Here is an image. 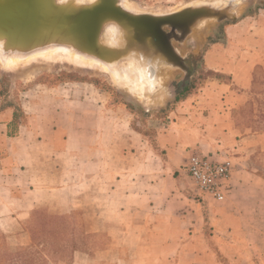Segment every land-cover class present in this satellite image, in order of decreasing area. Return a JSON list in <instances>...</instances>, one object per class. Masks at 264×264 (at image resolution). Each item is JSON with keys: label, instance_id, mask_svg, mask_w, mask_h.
<instances>
[{"label": "crops", "instance_id": "0c3cea01", "mask_svg": "<svg viewBox=\"0 0 264 264\" xmlns=\"http://www.w3.org/2000/svg\"><path fill=\"white\" fill-rule=\"evenodd\" d=\"M155 1L176 5L181 0ZM223 33L222 42L199 56L202 70L212 77L186 96L157 138L168 160L163 172L169 184L175 181V161L184 163L193 149L216 160L230 157L223 200L197 194L186 175L197 198L173 194L177 211L159 210L146 187L131 194L136 183L126 162L131 141L138 144L134 156L140 162L146 151L131 131H110V210L105 215L110 222L87 231L110 235L106 250L74 252L66 263L49 258L44 263L39 254L19 261V251L33 247L24 226L36 210L50 208L56 216L80 210L91 216L87 212L94 210L98 181L92 172L108 168L100 161L106 137L83 126L84 119L100 120L82 113L84 87L27 89L28 101L17 103L20 117L12 104L0 106V234L9 235L11 264H264V177L244 158L264 152V131L247 126L251 113L245 107L256 71L264 72V10L225 25ZM198 73L195 67L193 77ZM87 170L91 183L84 180Z\"/></svg>", "mask_w": 264, "mask_h": 264}, {"label": "rangeland", "instance_id": "374dc122", "mask_svg": "<svg viewBox=\"0 0 264 264\" xmlns=\"http://www.w3.org/2000/svg\"><path fill=\"white\" fill-rule=\"evenodd\" d=\"M132 1L146 11L161 12L176 10L194 0H181L176 5L155 0ZM161 6L171 8L164 10ZM259 10H264V0H243L240 4L238 19L254 16ZM231 23L232 21L209 24L205 29L193 32L182 45H176L179 53L189 60L193 73L185 76L180 70L169 72L165 77L163 88L154 93H143L146 101L125 88L117 86L102 70L79 65L68 57H49L44 59L52 61L42 59L9 65L11 67L0 65V106L12 104L16 115L20 117L22 112L17 103L23 99L28 101V98L23 95L27 89L33 88L37 92L42 87L83 86L82 102L86 106L83 107L82 113L96 114L100 119L91 122L84 119L83 126L104 132L106 137V139L102 138V141L106 142V145L102 144L106 153L102 155L100 161L104 162L105 167L108 168H100L96 173L94 170L92 172L93 179L97 178L95 181H98V189L94 210L87 212L91 216L84 215L85 212L83 213L82 210L68 216H56L53 214L54 210L50 208L36 210L24 226V230L30 233L33 247L20 250L19 252L23 255L19 256V261L20 257L24 261L29 254H39L44 263L47 258L66 263L74 252L91 253L100 249L102 251L110 245V235L107 233L87 232L92 229H102L106 223L110 222V217L105 216L108 213L106 209L110 210V131H125V133L131 131L132 136L135 134L141 137L140 146L146 151L145 160L142 159L140 162L138 157L134 156L135 151L138 150V144L136 141H131L130 158L126 161L129 176L133 182H136L130 186L131 194H137L139 189L146 187L147 194L154 199L152 203L157 202L159 210L169 213L179 209L173 194L181 191L185 196L197 198L190 181L182 172L183 161H175L176 169L173 172L175 181L170 184L167 182L163 171L168 160L164 156L165 152L160 150L157 138L167 130L172 113L186 96L198 88L203 81L212 77L210 72L202 70L199 62L200 53L211 44L222 42L223 28ZM195 67H198L199 73L193 77ZM91 103L95 108L90 105ZM245 107H250L251 113L247 126L264 131V72L262 70L256 71L254 75V85L248 93ZM244 158L252 170L264 177V152L258 150L245 153ZM86 172L88 176L84 177V180L91 183V171ZM139 177L141 186L138 184ZM86 188L90 189V187ZM92 188L94 190V187ZM169 193L171 195L167 197ZM8 236L0 234V247H6V250L0 249V264H11L10 261H12L13 251L8 246Z\"/></svg>", "mask_w": 264, "mask_h": 264}, {"label": "water", "instance_id": "95a60500", "mask_svg": "<svg viewBox=\"0 0 264 264\" xmlns=\"http://www.w3.org/2000/svg\"><path fill=\"white\" fill-rule=\"evenodd\" d=\"M126 1L134 5L132 0H0V65L68 57L102 70L146 101L143 93L163 88L169 72L193 73L176 45L209 24L235 22L243 0H200L161 12L134 9ZM109 26L117 29L118 44L110 40ZM129 66L138 70V81Z\"/></svg>", "mask_w": 264, "mask_h": 264}, {"label": "built area", "instance_id": "2783aa9c", "mask_svg": "<svg viewBox=\"0 0 264 264\" xmlns=\"http://www.w3.org/2000/svg\"><path fill=\"white\" fill-rule=\"evenodd\" d=\"M232 165L228 156L216 160L193 149L184 160L182 172L192 181L197 194L214 201H222L228 188L227 181Z\"/></svg>", "mask_w": 264, "mask_h": 264}, {"label": "bare ground", "instance_id": "6f19581e", "mask_svg": "<svg viewBox=\"0 0 264 264\" xmlns=\"http://www.w3.org/2000/svg\"><path fill=\"white\" fill-rule=\"evenodd\" d=\"M61 1H65V2H67V1H71V2H73V3H76V2L79 1V0H61ZM197 1H200V0H194V1H192V2L194 3V2H197ZM65 2H64V3H65ZM71 2H68L69 5H71ZM125 4L128 5V7H132V8H134V9H135V8L139 9V8H138L139 6H138L137 4H135V3H134V5H133L131 2H127V1H126ZM107 33H108V32H107ZM115 42H116V44H118L116 40H115ZM0 46H1V42H0ZM50 57H52V56H50ZM47 58H49V57H47ZM43 60H45V61H52V60H47V59H43ZM8 67H11V66H8ZM126 70L129 71V73H130L129 75H130V76H132V77L134 76V77H133L134 80H135V79H136V80L138 79V76H139L140 74L138 75V70H137L135 67H133V66H129V67L126 68ZM137 81H138V80H137Z\"/></svg>", "mask_w": 264, "mask_h": 264}, {"label": "snow or ice", "instance_id": "6c2138e0", "mask_svg": "<svg viewBox=\"0 0 264 264\" xmlns=\"http://www.w3.org/2000/svg\"><path fill=\"white\" fill-rule=\"evenodd\" d=\"M108 35H109L110 40L114 43L118 35L117 29L115 28V26H111L108 28Z\"/></svg>", "mask_w": 264, "mask_h": 264}, {"label": "clouds", "instance_id": "9594fccd", "mask_svg": "<svg viewBox=\"0 0 264 264\" xmlns=\"http://www.w3.org/2000/svg\"><path fill=\"white\" fill-rule=\"evenodd\" d=\"M109 27H111V26H109ZM107 31H108V29H107ZM117 38V37H116Z\"/></svg>", "mask_w": 264, "mask_h": 264}, {"label": "trees", "instance_id": "16d2710c", "mask_svg": "<svg viewBox=\"0 0 264 264\" xmlns=\"http://www.w3.org/2000/svg\"><path fill=\"white\" fill-rule=\"evenodd\" d=\"M185 89V88H184Z\"/></svg>", "mask_w": 264, "mask_h": 264}]
</instances>
